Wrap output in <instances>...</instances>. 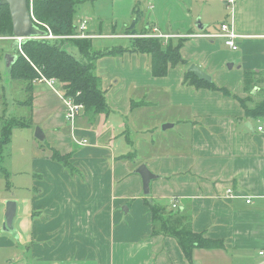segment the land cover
Segmentation results:
<instances>
[{
	"label": "crops",
	"instance_id": "0c3cea01",
	"mask_svg": "<svg viewBox=\"0 0 264 264\" xmlns=\"http://www.w3.org/2000/svg\"><path fill=\"white\" fill-rule=\"evenodd\" d=\"M104 6L106 15L99 7L93 22L86 17L85 33L98 41L96 50L160 37L181 45L188 66L170 67L156 78L147 56L102 57L96 74L112 113L80 115L70 124L63 99L61 107L53 106L59 110L52 119L55 133L42 131L45 140L63 141L60 153H71L81 176L67 175L47 151L34 162L41 174L30 179L20 205L14 195L5 197V204L17 205L11 234L3 229L6 205L0 207V234L6 235L0 241L16 250L13 264H264V133L258 131L264 108H256L264 103V0L228 6L225 0H111ZM221 24L241 36L236 51L223 39L198 37L219 33ZM191 65L210 78L197 79L218 89L185 82ZM43 84H33L27 118L49 96ZM77 122L81 127L74 129ZM67 128L69 136L61 132ZM140 165L156 177L148 194L134 172ZM1 173L10 190L8 173ZM145 200L170 209L175 204L194 233L220 246L194 248L187 256L174 239L152 236ZM9 235L17 237L16 245Z\"/></svg>",
	"mask_w": 264,
	"mask_h": 264
},
{
	"label": "trees",
	"instance_id": "16d2710c",
	"mask_svg": "<svg viewBox=\"0 0 264 264\" xmlns=\"http://www.w3.org/2000/svg\"><path fill=\"white\" fill-rule=\"evenodd\" d=\"M1 1V0H0ZM84 0H31L28 2L32 21L35 26L46 35L50 33L60 39L56 40H28L22 43L21 53L16 54V60L9 66L8 74L12 82L24 86L23 92L28 100L18 105L26 106L27 112H32L33 84L40 79H54L62 88V99L70 100L81 106L77 116L95 119L99 116L107 117L110 113L101 79L96 74V63L102 57H121L126 53L147 56L150 62V72L153 77L166 76L170 67L177 65L188 66L180 55L181 45L171 44L160 38H136L130 48L113 47L102 51L93 48L92 39L75 38L77 21L75 22L78 6ZM128 34L134 33L129 28ZM133 35V34H132ZM144 36V35H141ZM0 37H12V22L7 6L0 5ZM65 37V38H64ZM74 37V38H73ZM75 48L79 57L68 51ZM247 78V75H244ZM185 82L197 88L218 89L212 83L202 82L192 73L186 72ZM247 81V80H246ZM227 94L225 90H220ZM264 108L260 103L256 108ZM263 110V109H262ZM260 111V115L264 111ZM255 113L252 111L251 114ZM18 126H21L17 123ZM10 127L2 130L5 141L10 135ZM7 135V137H6ZM41 150L46 146L50 159L67 169L71 175L81 176L79 170L71 163V153L62 155L48 143L37 141ZM129 158V156H127ZM151 215L152 236L161 235L174 239L187 256L194 248H214L220 243L209 241L203 234L194 233L191 221L187 215L179 210L167 208L158 201L145 200Z\"/></svg>",
	"mask_w": 264,
	"mask_h": 264
},
{
	"label": "rangeland",
	"instance_id": "374dc122",
	"mask_svg": "<svg viewBox=\"0 0 264 264\" xmlns=\"http://www.w3.org/2000/svg\"><path fill=\"white\" fill-rule=\"evenodd\" d=\"M110 1L111 0H92L91 2L85 3L87 2V0H84L82 4L78 6L76 12V18L74 21L78 22L79 20H83V19L88 21V19L91 18L93 22L94 21L93 14L96 13V9L99 10V7L104 8L103 12L104 15H106L107 6L104 5H107ZM142 6L144 9H147L146 3L142 2ZM97 42H98L97 40L92 41L94 49H97L96 48ZM68 51H70V53L73 54L75 57H79V53L77 49L68 48ZM16 54H17V46H15L14 41L0 37V175L3 176V174L1 173V169L6 171L8 173L6 174L8 177V181H10L11 184L9 187L10 190H6V187L3 184L5 177L2 179V182L0 181L1 208H4V205H6L4 203L5 200H7L5 199L6 196L7 198H13L14 195V198H17L16 200L20 205L21 199H23V197L26 196L25 188H30V186L28 185L30 179L32 180L34 176H37L38 178L40 177L39 174L41 173L39 171H34L35 168L37 167V165L34 164V162L38 161L39 158L42 155H44L45 152L48 151V149L46 146L44 147L43 150L39 148L40 144L37 141H35L34 138L35 131L37 129H39L40 131H45L49 136H50L49 132L55 133L53 131L54 125L52 119L55 116V114L59 112V110L58 111L55 110L53 106L57 107L59 104L61 107L62 105L61 86L58 84L54 86L53 89L52 88L49 89L50 87H48L46 88L47 89L46 91L49 95L48 98L45 101H42L39 104H37L39 109H37L32 119L31 117L27 118L28 108L26 106H23L21 109V107L17 104V102H19L20 100H23L22 102H24L28 100V97H26V95L24 94L25 92L20 90L22 84L18 82H12L8 74L9 67L7 65L6 57L16 56ZM43 85L47 87L45 83ZM22 89H24V86L22 87ZM49 100L51 101V107ZM66 114L67 111L65 112V115ZM17 123L20 124L21 126H18ZM71 123H73V121H70V124ZM6 127H10L11 130L8 140L5 141L4 139L5 136L4 134H2V130ZM80 127L81 124H79V122H77L76 125L75 123L73 124L74 129H79ZM49 128H52V130H50ZM61 132L65 136L66 135L69 136L68 128L62 129ZM42 133L44 134V132ZM49 136L46 138L45 142L48 143L49 147H54L57 151L60 152L58 147L64 145L65 143L63 141L61 142L59 139L55 142L54 139L49 138ZM73 139H78V138L73 137ZM117 140L124 141V138L120 139L117 137ZM80 141H85V140H80ZM74 167L77 168L76 166ZM65 172H67L66 174L70 176L71 173L67 169H65ZM4 236L6 235L0 234V239H2ZM15 237L16 236L9 235L10 241H13V243L16 245L18 243V239L17 237L15 239ZM19 243L20 246L23 247V245L25 244L24 239L21 238L19 240ZM16 254H17L16 250H12L11 248L2 246L0 241V264H3L5 261L7 263V261H9L10 259L11 261L8 264H13L15 257L17 256ZM25 258L26 260L27 259L30 260V253L27 252L25 254ZM38 259L36 261H38Z\"/></svg>",
	"mask_w": 264,
	"mask_h": 264
},
{
	"label": "water",
	"instance_id": "95a60500",
	"mask_svg": "<svg viewBox=\"0 0 264 264\" xmlns=\"http://www.w3.org/2000/svg\"><path fill=\"white\" fill-rule=\"evenodd\" d=\"M31 0H1L0 5L7 6L12 22V38H14L15 46L18 45L17 40H21L20 44L28 40H35L37 38L45 37L46 34L41 32L33 23L28 2ZM16 60V56H7L6 61L8 67ZM200 80L209 81L210 78L202 73L195 65H191L188 69ZM168 125H163L162 130L168 128ZM35 139L39 142L45 140L42 131L37 129L34 135ZM142 180V191L144 194L149 193V183L156 177L152 175L144 165H140L135 171ZM17 205L14 201L6 203L3 229L6 233H12L14 230V221L16 218Z\"/></svg>",
	"mask_w": 264,
	"mask_h": 264
},
{
	"label": "built area",
	"instance_id": "2783aa9c",
	"mask_svg": "<svg viewBox=\"0 0 264 264\" xmlns=\"http://www.w3.org/2000/svg\"><path fill=\"white\" fill-rule=\"evenodd\" d=\"M234 2V0H225V3L227 4V6L229 4H232ZM87 25H88V21L87 20H79L77 22V30L79 32V34H77L76 36H74L75 38H79V39H84V38H91L90 36H88L85 31L87 29ZM85 33V34H84ZM73 37V38H74ZM198 37H205L208 39H223L225 45L232 51H236L237 46H236V42L235 40L241 36L235 34V32L233 31V29L227 25V24H221V26L219 27V33L216 34H212V35H208V34H203V35H198ZM65 38V37H64ZM160 38V37H158ZM10 40L14 41V38H7ZM56 39H60L59 37H55L53 35H51L50 33H48L45 37H41V38H37L35 40H56ZM18 41V45H17V50L18 52L21 53V44L20 41L21 40H17ZM39 83H45L48 87L50 88H54V86L58 85V83L54 80V79H50V80H46V79H40L38 80ZM64 106H65V112L67 111V114L65 115V120L66 122L70 123V121H75V118H77V113L80 110L81 106H77L75 105L72 101L70 100H63ZM258 131L264 133V125L258 127ZM85 142H83L82 144H84ZM230 191H228L229 193ZM173 209H176V205L173 204L172 205ZM259 256L264 258V252H260Z\"/></svg>",
	"mask_w": 264,
	"mask_h": 264
},
{
	"label": "flooded vegetation",
	"instance_id": "af4514ba",
	"mask_svg": "<svg viewBox=\"0 0 264 264\" xmlns=\"http://www.w3.org/2000/svg\"><path fill=\"white\" fill-rule=\"evenodd\" d=\"M8 38H11V37H8Z\"/></svg>",
	"mask_w": 264,
	"mask_h": 264
}]
</instances>
